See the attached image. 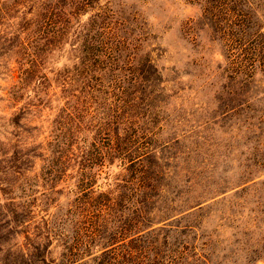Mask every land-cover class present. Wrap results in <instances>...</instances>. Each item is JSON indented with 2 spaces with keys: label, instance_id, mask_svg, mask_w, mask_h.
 <instances>
[{
  "label": "rangeland",
  "instance_id": "rangeland-1",
  "mask_svg": "<svg viewBox=\"0 0 264 264\" xmlns=\"http://www.w3.org/2000/svg\"><path fill=\"white\" fill-rule=\"evenodd\" d=\"M13 1L0 3L25 11ZM50 1L68 28L48 96L0 55V206L48 221L47 264H66L57 236L70 242L74 222L58 228L87 192L81 168L113 200L78 263L264 264V0ZM63 89L82 130L65 178L39 157Z\"/></svg>",
  "mask_w": 264,
  "mask_h": 264
},
{
  "label": "trees",
  "instance_id": "trees-1",
  "mask_svg": "<svg viewBox=\"0 0 264 264\" xmlns=\"http://www.w3.org/2000/svg\"><path fill=\"white\" fill-rule=\"evenodd\" d=\"M46 1L48 0H20V2L14 0L11 8L20 6L25 9L21 13L16 12L17 15L10 14V11L6 12L4 2L0 3V26L3 19L17 20V22H10V34L0 31V55L13 52L15 64L18 65L20 83L24 82L28 85L34 82L44 96H48L51 86L45 69L46 63L68 28L65 18L67 5L57 10L58 7L52 1L45 4ZM16 27L17 29L13 30ZM110 31L111 29L104 28L101 32L102 39L110 36L112 34ZM99 42L103 43L101 40ZM14 49H16L15 52ZM62 96L65 99V105L57 108L48 141L39 148L41 151L39 157L42 158L49 174L55 173L57 177L63 178L71 160L76 157L73 149L77 147V137L82 130L79 126L81 120L74 124V115L69 109L73 94L63 89ZM116 118V114H107L105 120ZM104 125L110 126L108 123ZM22 151L16 152L12 158V164L16 168H18L17 164L21 165L31 159L29 151L26 150L24 151L27 152L26 154H21L26 157V160H22V157L18 156ZM97 156L101 160L104 159L100 151ZM86 161L82 160L83 163ZM81 169L80 177L84 175L85 178L80 180V185L87 192L80 199L75 210L72 213L70 210L69 217L72 219L67 216L61 220V226L58 228L66 232L64 224L74 222V236L70 242L62 239L67 235L57 236L63 246L65 255L62 259L66 264H83L78 262L88 255L87 252L91 246L97 245L94 243H100L104 235L103 223L107 216L111 215L108 205L113 198L109 193L104 194L94 190L93 177L90 174L86 175V170ZM33 219L34 213L28 208H21L16 204L0 206V264H47L52 232L48 228V221L35 222ZM138 227L136 226V229H139ZM125 230L127 231L122 228L118 233ZM20 238L23 239L21 244Z\"/></svg>",
  "mask_w": 264,
  "mask_h": 264
}]
</instances>
